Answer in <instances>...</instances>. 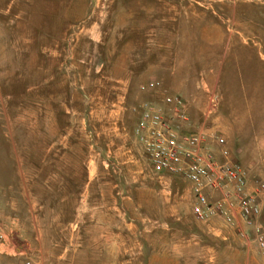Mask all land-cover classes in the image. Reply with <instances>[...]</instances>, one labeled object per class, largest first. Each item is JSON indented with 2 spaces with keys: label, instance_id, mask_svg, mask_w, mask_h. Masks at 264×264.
Returning a JSON list of instances; mask_svg holds the SVG:
<instances>
[{
  "label": "rangeland",
  "instance_id": "374dc122",
  "mask_svg": "<svg viewBox=\"0 0 264 264\" xmlns=\"http://www.w3.org/2000/svg\"><path fill=\"white\" fill-rule=\"evenodd\" d=\"M150 80L264 184V0H0V264H264L150 166Z\"/></svg>",
  "mask_w": 264,
  "mask_h": 264
},
{
  "label": "built area",
  "instance_id": "2783aa9c",
  "mask_svg": "<svg viewBox=\"0 0 264 264\" xmlns=\"http://www.w3.org/2000/svg\"><path fill=\"white\" fill-rule=\"evenodd\" d=\"M145 88L159 91L161 102L140 106L133 134L154 172L188 182L197 220L218 218L264 249L259 201L264 184H250L248 168L232 157L225 136L192 124L180 95L169 93L158 80L148 81ZM31 262L25 257V264Z\"/></svg>",
  "mask_w": 264,
  "mask_h": 264
},
{
  "label": "crops",
  "instance_id": "0c3cea01",
  "mask_svg": "<svg viewBox=\"0 0 264 264\" xmlns=\"http://www.w3.org/2000/svg\"><path fill=\"white\" fill-rule=\"evenodd\" d=\"M236 159V158H235ZM251 184V183H250ZM261 218V217H260ZM243 239H245V240H247L248 242H252L249 238H243Z\"/></svg>",
  "mask_w": 264,
  "mask_h": 264
}]
</instances>
